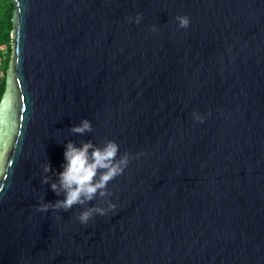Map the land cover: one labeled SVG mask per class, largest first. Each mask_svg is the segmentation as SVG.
Masks as SVG:
<instances>
[{"label": "water", "instance_id": "1", "mask_svg": "<svg viewBox=\"0 0 264 264\" xmlns=\"http://www.w3.org/2000/svg\"><path fill=\"white\" fill-rule=\"evenodd\" d=\"M12 3L0 264H264V0ZM66 139L129 156L86 223L38 207Z\"/></svg>", "mask_w": 264, "mask_h": 264}, {"label": "clouds", "instance_id": "2", "mask_svg": "<svg viewBox=\"0 0 264 264\" xmlns=\"http://www.w3.org/2000/svg\"><path fill=\"white\" fill-rule=\"evenodd\" d=\"M141 12L130 15L128 20L139 23ZM179 27H187L189 17L186 14L176 16ZM156 30V25H151ZM194 118L203 120V115L194 113ZM69 130L74 133H85L92 130V122L87 117H81L79 122L70 125ZM129 161L128 154L120 153L119 144L113 139H107L97 144L91 139L76 143L72 139L64 141L63 160L59 170L54 168L46 159L41 165L40 182L48 184L49 188L58 196L54 201L39 198L38 207L57 210H68L74 204H85L97 197H103L107 207L92 204L82 208L77 219L86 223L93 214H104L115 204L108 199L111 195L107 188L108 182L122 173ZM52 174H55L53 178Z\"/></svg>", "mask_w": 264, "mask_h": 264}, {"label": "trees", "instance_id": "3", "mask_svg": "<svg viewBox=\"0 0 264 264\" xmlns=\"http://www.w3.org/2000/svg\"><path fill=\"white\" fill-rule=\"evenodd\" d=\"M12 0H0V98L5 86V71L10 56Z\"/></svg>", "mask_w": 264, "mask_h": 264}]
</instances>
